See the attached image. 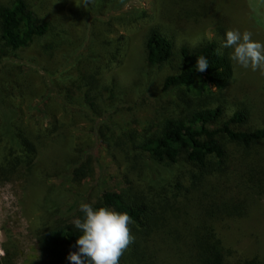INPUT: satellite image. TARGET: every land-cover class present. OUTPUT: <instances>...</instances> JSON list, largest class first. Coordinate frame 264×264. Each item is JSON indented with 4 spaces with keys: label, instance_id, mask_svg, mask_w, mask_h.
Masks as SVG:
<instances>
[{
    "label": "trees",
    "instance_id": "obj_1",
    "mask_svg": "<svg viewBox=\"0 0 264 264\" xmlns=\"http://www.w3.org/2000/svg\"><path fill=\"white\" fill-rule=\"evenodd\" d=\"M155 2L157 23L147 27L143 65L170 69L153 82L156 88L146 76H117L113 63L127 68V52L111 46L110 40L103 42V52L86 58L95 67L76 78L59 74L54 61L43 68L51 75L48 80L18 63L8 67L9 60L20 59L51 27L27 0L0 2V184L19 181L40 193L37 206L43 226L35 236L36 264H71L69 253L79 250L76 241L82 232L74 221L85 214L66 183L79 186L91 175L95 153L89 141H76L71 131L80 120L95 122L101 92L110 90V98L117 100L116 89L122 101L135 92L134 104L147 100L156 105L153 117L129 122L132 146L110 135L107 127L94 131L110 156H131L130 164L154 192L147 196L128 180L119 189L99 191L90 203L94 209L103 206L132 218L134 241L119 264H264L259 239L239 247L235 238L242 232L238 224L251 216L264 196V101L248 93L254 81L238 79L243 75L230 59L233 50L222 47L226 31L233 29L231 17L217 0ZM160 24L178 34L212 27L216 35L193 47L183 45L176 53ZM199 56L209 63L204 72L196 69ZM111 70L113 88L104 82ZM231 85L244 95V106L216 122L223 108L220 103L211 108L206 101L219 102ZM35 99L34 107L45 111L46 121L29 119L27 110ZM52 177L65 181L54 185ZM20 255L17 243L8 240L0 264H17Z\"/></svg>",
    "mask_w": 264,
    "mask_h": 264
},
{
    "label": "rangeland",
    "instance_id": "obj_2",
    "mask_svg": "<svg viewBox=\"0 0 264 264\" xmlns=\"http://www.w3.org/2000/svg\"><path fill=\"white\" fill-rule=\"evenodd\" d=\"M12 1L0 0L4 4ZM27 1L37 17L48 23L51 31L28 47L20 59L9 60L8 67L11 66L10 64L18 63L21 64L23 70L31 72L35 69L48 80L51 75L46 74L43 68L47 62L54 61L59 74L76 78V75L83 74L86 69L95 67L94 63L86 58L95 56V52L103 47V42L110 40L111 46L118 45L127 52V59L123 63L129 72L125 71L127 68L120 69L113 63L112 70L119 78L136 75L141 79L146 76L152 88H156L153 82H159L161 77L170 70L168 67L150 68L143 65L145 33L149 25L157 23L155 0H90L87 8L77 4L81 3V0ZM217 1L230 15L233 29L241 33L247 30L253 34L254 40L264 42V0ZM248 3L252 7L246 13L244 11L248 9ZM106 22L111 25H105ZM160 25L163 32L173 41L176 53L183 45L193 47L203 38H213L216 35L212 27H200L186 34H178L167 25ZM78 35L82 36L81 41H77ZM70 41L73 42L71 47H69ZM48 44L52 47L47 48ZM45 49L48 51L44 52ZM100 51L103 52V50ZM138 65L140 66L139 71L130 67ZM240 67V74L243 76L238 79L254 81L252 92L248 90V93L264 101V74H261L259 70L252 71L251 68ZM112 70L104 74V82L111 88L114 87L111 83ZM116 90L113 94L118 97L117 100L110 98V90L101 92L98 100V118L95 122L80 120L75 123L71 131V134L76 136V141L79 139L84 142L89 141L88 144L95 153L93 157L91 156V175L86 177L79 186L71 181L66 183L67 186H72L71 190L75 191L72 194L80 199L79 208L82 203L90 204L95 201L99 191L119 189L128 180L139 184L145 195L154 193L153 189L142 181L141 172L130 164L132 161L130 155L126 157L119 155L113 158L97 143L98 137L94 131L98 126H103L109 129L107 132L110 135L120 137L132 146L135 141L129 135V122L134 118L144 121L155 115L156 105L154 103L146 100L143 103L134 104L133 100L137 96L135 92H131L126 101H122L120 95L122 93ZM239 92L237 86L231 85L226 96L221 97L219 102L210 98L206 101L211 108H214L217 103H220L223 108L216 122L228 118L235 110L244 106V95ZM26 101L28 99L24 100ZM37 102L38 100L35 99L27 110L28 114H31L29 119L46 121L48 117L45 111L40 107H34ZM63 181H65L63 177L50 179V183L54 185H59ZM166 187L169 188L168 185ZM39 194L35 189L26 187L19 181L0 184V256L3 254L4 242L8 240L16 242L21 250L17 264H36L38 248L35 236L43 226L39 222L41 213L37 206ZM71 200L72 198L67 199L66 203ZM238 226L242 232L235 235V238L239 239L237 246L246 247L249 240L252 244L256 239L262 242V246L264 245V196L252 211L251 216ZM227 235L229 238L233 237L232 234Z\"/></svg>",
    "mask_w": 264,
    "mask_h": 264
},
{
    "label": "clouds",
    "instance_id": "obj_3",
    "mask_svg": "<svg viewBox=\"0 0 264 264\" xmlns=\"http://www.w3.org/2000/svg\"><path fill=\"white\" fill-rule=\"evenodd\" d=\"M89 3L90 0H81L77 4L87 8ZM252 36L247 30L243 33L237 29L227 30L222 47L233 50L230 53L233 62L264 74V42L254 40ZM208 66L206 57H197L198 71L204 72ZM81 211L85 214L83 220L74 221V226L82 232L76 241L79 250L70 252L67 259L71 264H119L121 256L134 241L130 228L132 218L127 212L103 206L94 209L88 203L81 204Z\"/></svg>",
    "mask_w": 264,
    "mask_h": 264
},
{
    "label": "crops",
    "instance_id": "obj_4",
    "mask_svg": "<svg viewBox=\"0 0 264 264\" xmlns=\"http://www.w3.org/2000/svg\"><path fill=\"white\" fill-rule=\"evenodd\" d=\"M249 5V4H248ZM252 6H248V9L247 10H245L244 12H248L249 10H250V8H251Z\"/></svg>",
    "mask_w": 264,
    "mask_h": 264
}]
</instances>
